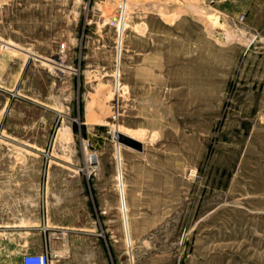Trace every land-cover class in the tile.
Returning <instances> with one entry per match:
<instances>
[{
  "label": "rangeland",
  "instance_id": "rangeland-1",
  "mask_svg": "<svg viewBox=\"0 0 264 264\" xmlns=\"http://www.w3.org/2000/svg\"><path fill=\"white\" fill-rule=\"evenodd\" d=\"M0 42L51 264H264V0H0Z\"/></svg>",
  "mask_w": 264,
  "mask_h": 264
},
{
  "label": "crops",
  "instance_id": "crops-1",
  "mask_svg": "<svg viewBox=\"0 0 264 264\" xmlns=\"http://www.w3.org/2000/svg\"><path fill=\"white\" fill-rule=\"evenodd\" d=\"M1 153L10 157H0V264H7L9 256L15 260V264H21L23 255L41 253L44 249V237L32 238L33 228L25 214L27 209L20 205L31 199L29 194L26 195L25 188L39 185L42 176L43 161L32 155L44 154L30 148L16 147L1 148ZM46 165L47 173L49 164Z\"/></svg>",
  "mask_w": 264,
  "mask_h": 264
},
{
  "label": "built area",
  "instance_id": "built-area-1",
  "mask_svg": "<svg viewBox=\"0 0 264 264\" xmlns=\"http://www.w3.org/2000/svg\"><path fill=\"white\" fill-rule=\"evenodd\" d=\"M7 47L5 43L0 42V51ZM63 48V46H61ZM46 233V232H44ZM60 241L61 234H54L51 237H44V249L41 253H28L22 256L21 264H51V241Z\"/></svg>",
  "mask_w": 264,
  "mask_h": 264
}]
</instances>
